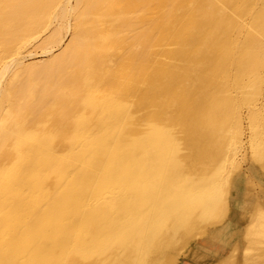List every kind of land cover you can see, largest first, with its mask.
Here are the masks:
<instances>
[{"label": "bare ground", "instance_id": "bare-ground-1", "mask_svg": "<svg viewBox=\"0 0 264 264\" xmlns=\"http://www.w3.org/2000/svg\"><path fill=\"white\" fill-rule=\"evenodd\" d=\"M240 152L264 0H0V264H264Z\"/></svg>", "mask_w": 264, "mask_h": 264}, {"label": "rangeland", "instance_id": "rangeland-1", "mask_svg": "<svg viewBox=\"0 0 264 264\" xmlns=\"http://www.w3.org/2000/svg\"><path fill=\"white\" fill-rule=\"evenodd\" d=\"M245 126L246 124L244 123V128ZM236 155V164L231 167V172L235 176V182L230 187L229 192L232 200L229 206L232 214L239 216L240 210L238 209V205L241 206V203L251 194L257 199L261 198L264 188L259 185V181L254 174L255 170L251 168V163L249 162L250 155L247 152H240Z\"/></svg>", "mask_w": 264, "mask_h": 264}]
</instances>
